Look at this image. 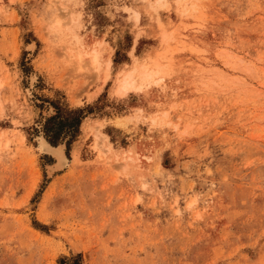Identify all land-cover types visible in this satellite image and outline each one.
I'll return each mask as SVG.
<instances>
[{"label": "rangeland", "instance_id": "1", "mask_svg": "<svg viewBox=\"0 0 264 264\" xmlns=\"http://www.w3.org/2000/svg\"><path fill=\"white\" fill-rule=\"evenodd\" d=\"M78 255L264 264V0H0V264Z\"/></svg>", "mask_w": 264, "mask_h": 264}, {"label": "trees", "instance_id": "2", "mask_svg": "<svg viewBox=\"0 0 264 264\" xmlns=\"http://www.w3.org/2000/svg\"><path fill=\"white\" fill-rule=\"evenodd\" d=\"M56 114L47 118L43 124L42 132L47 142L53 147L65 143L66 152L69 154L72 144L80 135V128L86 118V111L83 109L71 110L67 106H59L54 103ZM81 264V256L76 257Z\"/></svg>", "mask_w": 264, "mask_h": 264}, {"label": "bare ground", "instance_id": "3", "mask_svg": "<svg viewBox=\"0 0 264 264\" xmlns=\"http://www.w3.org/2000/svg\"><path fill=\"white\" fill-rule=\"evenodd\" d=\"M39 141H40L39 145L42 148L41 150H43V152H45V153H48V154L52 155V157L56 159V163L52 167V169L54 171L53 170H51V171L55 172V171L63 170V169H65L68 166L69 162H68V159H67V157L65 156V153H64L65 152L64 151L65 150L64 145H59L57 147H53L52 145H50L43 138H40Z\"/></svg>", "mask_w": 264, "mask_h": 264}]
</instances>
